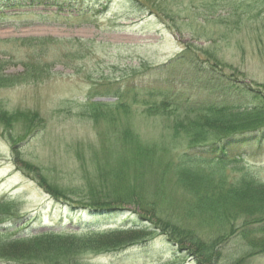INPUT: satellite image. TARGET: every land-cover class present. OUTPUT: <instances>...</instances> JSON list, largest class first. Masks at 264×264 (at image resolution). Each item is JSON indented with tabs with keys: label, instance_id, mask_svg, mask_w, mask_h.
<instances>
[{
	"label": "rangeland",
	"instance_id": "obj_1",
	"mask_svg": "<svg viewBox=\"0 0 264 264\" xmlns=\"http://www.w3.org/2000/svg\"><path fill=\"white\" fill-rule=\"evenodd\" d=\"M88 1L27 0L28 9L0 24V103L6 112L0 111V231H7L0 245L15 237H36L33 243L42 247L92 241L95 236L84 237L79 226L90 222L116 231L107 235L110 239L134 245L88 255L89 264H195L172 247L157 224L142 223L131 207L91 220L76 205L88 199L82 191L99 195L130 189L134 174L111 183L116 177L109 167L124 162L122 134L131 131L151 140L165 131L167 118L147 112L154 102L193 108L219 95L251 102L247 94L216 88L214 80L191 85L203 77L176 60L198 55L211 65L216 59L241 73L232 79L233 87L264 86V0H211L208 7L201 0L193 5L174 0L168 4L173 18L150 15L132 0ZM7 2L0 0V5ZM34 38L57 42L36 49L17 42ZM114 102L118 108L112 117L90 107L101 103L106 109ZM242 156L255 181L264 183V148ZM234 167L226 169L229 181L238 175ZM18 215L30 225L18 232L12 220L1 224ZM130 227L136 230H114ZM49 230L56 234H37ZM233 241L227 248L241 252L242 242ZM251 264H264V254Z\"/></svg>",
	"mask_w": 264,
	"mask_h": 264
},
{
	"label": "trees",
	"instance_id": "obj_2",
	"mask_svg": "<svg viewBox=\"0 0 264 264\" xmlns=\"http://www.w3.org/2000/svg\"><path fill=\"white\" fill-rule=\"evenodd\" d=\"M11 1L0 5V24L18 14L16 11L27 8L23 5L27 0ZM28 1L36 3V0ZM54 1L57 3L59 0ZM78 1L83 4L91 2ZM132 1L146 7L150 15L173 16L168 4L174 0ZM196 1L191 0L189 4L193 5ZM201 1L206 7L211 2ZM17 42L36 49L57 41L53 38H34ZM182 56L187 55L183 53ZM33 60L28 59L30 63ZM214 60L213 64H206L195 55L180 56L176 61L186 62L190 72L203 77L190 81L191 85L198 87L205 80H214L216 88L232 90L239 96L247 94L251 102L228 100L221 95L193 108L171 101L154 102L147 112L167 118L165 131L159 138L151 140H145L131 131L122 134L124 162L121 166L113 164L109 167L108 173L116 177L111 183L128 180L134 174L133 181H129L130 189H111L99 195L91 190L82 191L80 193L88 199H79L76 206L86 210L91 220H100L115 211L127 212L126 208L131 207L142 223L151 220L157 224L156 228L162 230L172 247L188 254L195 264H223L226 260V264H251L254 256L264 254V183L255 181L252 171L245 168L242 155L264 148V86L255 84L257 89L254 90L244 85L233 87L235 82L232 79L235 75L241 76V73ZM225 70H230V74ZM103 106L101 103L90 104L93 112L100 111L106 117L113 116L118 104L108 103L106 109ZM0 111L6 113L1 103ZM234 165L238 173L234 180L239 178L237 183L229 181L230 176L226 172ZM142 186H147L150 191H144ZM139 187L143 192H139ZM54 195L60 197L59 193L52 194V197ZM11 220L12 227L18 232L30 225L26 216L19 215L4 219L1 224ZM256 225L260 228H254ZM79 226L84 237L95 236L92 241L71 246L52 244L42 247L33 243L36 237H15L0 245V262L89 264L88 255L103 256L134 245L110 239L107 235L116 231L102 230L90 222L80 223ZM6 233L0 231V235ZM37 234L49 236L56 232L49 230ZM103 234L105 238L101 239ZM232 239V244L242 242L244 248L241 252L232 253L227 248Z\"/></svg>",
	"mask_w": 264,
	"mask_h": 264
}]
</instances>
